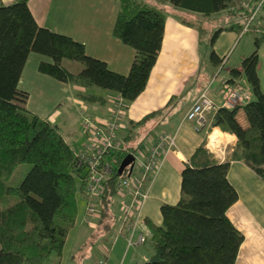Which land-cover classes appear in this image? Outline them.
I'll list each match as a JSON object with an SVG mask.
<instances>
[{"label":"trees","instance_id":"trees-1","mask_svg":"<svg viewBox=\"0 0 264 264\" xmlns=\"http://www.w3.org/2000/svg\"><path fill=\"white\" fill-rule=\"evenodd\" d=\"M29 1H0V203L5 204L0 207V264H62L79 204L87 198V174L76 168L78 151L65 140L58 125L28 110L29 93L19 87L25 64L31 53L42 54L51 61H41L39 72L60 81L119 92L130 103L145 89L157 61L167 14L163 5L147 0H118L113 35L136 52L129 73L123 74L89 55L83 42L39 25ZM162 1L205 16L227 11L245 21L218 28L212 36L213 47L224 29L239 27L242 32L248 23L251 29L262 0ZM261 44L256 37L255 49L243 58L240 68H231L226 82L229 88V83L244 75L253 96L234 108L220 106L210 115V125L235 134L238 149L233 157L243 159L264 179V91L258 73ZM211 56L217 64L224 60L214 48ZM64 59L79 61L83 68L73 72L63 64ZM240 110L247 125L239 120ZM159 111L136 124H145ZM133 136L128 132L122 140L123 150L108 155L116 162L103 181L98 227L89 238L93 244L115 223L117 183L130 175L131 164L122 173L119 168L137 149ZM24 163L31 168L19 184L12 185L14 174ZM229 168V161L184 167L181 198L175 204H162L161 224L148 222L152 234L143 244L147 257L140 264H236L245 236L228 216L239 197L229 180Z\"/></svg>","mask_w":264,"mask_h":264},{"label":"crops","instance_id":"crops-1","mask_svg":"<svg viewBox=\"0 0 264 264\" xmlns=\"http://www.w3.org/2000/svg\"><path fill=\"white\" fill-rule=\"evenodd\" d=\"M0 1L9 4L15 0ZM147 1L163 5L166 8L163 44L145 89L134 101L127 102L118 137L123 140V137L132 131L135 134L134 140L139 133L143 130L146 131L142 142L137 145L135 151L137 154L148 151L163 132L175 135L176 146L164 153L161 166L150 183L149 197L143 207L144 221L147 224L150 221L161 224L162 204H175L180 200L181 174L187 164L200 166L215 161H229V180L237 189L239 197L229 208L228 216L245 236L236 264H264V179L243 159L233 157L234 152L238 149L235 134L211 125L197 130L195 123L186 119L188 110L204 89L208 90L209 95L219 105L222 104L234 83H240L252 91L251 85L244 75L236 78L234 83H229V88L226 85L227 80L231 78V68H240L243 58L248 56L246 51L243 50L239 55L240 64L229 68L228 77L226 75L224 77L214 76L213 81H207L203 75L196 77L195 70L199 65V58H197V52L193 55L190 51L194 43L197 46L198 37L201 35L199 30L203 28V25L200 22L205 24L214 21L212 24L217 26L221 24L220 27L227 28L239 22L243 25L245 21L233 13L236 20L232 21L229 18L231 15L227 11L217 13L210 21L208 16L207 18L201 13L182 11L166 1ZM262 3L260 2L255 10L254 27L257 28L263 25L261 20H257L259 12L263 10ZM246 4L247 2L244 3L245 6ZM29 7L39 25L72 36L85 44L89 55L106 61L109 67L117 72L129 73L135 58V49L113 35L120 7L118 0H30ZM222 16L224 17L222 18ZM223 19L228 22L222 23ZM238 28L224 29L219 34L212 47L219 58H226V47L223 48L222 45L223 35H226L225 39L230 44H233L246 34ZM193 50L195 51L196 48L193 47ZM32 55L34 53L30 54L19 81V87L29 93L28 110L48 118L58 125L65 140L71 146L69 140L75 137V131L68 130L67 126L72 119L75 120V111L77 110L79 112L77 113L78 124L83 137L81 149L86 140V135L80 125L81 109L87 108L99 120L106 121L110 117L112 109L110 99L117 92L64 82L43 74L38 70L39 63L51 61V59L38 53L39 56L34 55L31 60ZM64 65L66 64L64 63ZM220 65L221 63L217 64L214 61L213 66L220 67ZM66 67L77 72L83 68V64L68 62ZM259 77L261 88L264 91L263 79L260 75ZM177 100L179 101L177 102ZM155 111H159V113L145 124H136L145 115ZM238 117L243 125H247L242 110ZM211 134H217L215 147L210 145ZM122 199L123 197L120 195H116L114 198L113 210L117 216L120 213ZM83 202L85 212L86 200ZM93 221L80 220V228H83V231L84 228H90L89 225H92ZM118 222L116 220L114 224L116 233ZM119 241H123L124 246L126 245L122 260L131 248L134 249L135 254L142 255V261L146 259L144 246H133L127 249L124 236L115 237L112 241L107 240L106 247L103 243L96 245L95 251L99 257L107 256L109 264H115L112 260L113 247ZM122 260L117 264H121ZM142 261H135L134 264H140Z\"/></svg>","mask_w":264,"mask_h":264},{"label":"built area","instance_id":"built-area-1","mask_svg":"<svg viewBox=\"0 0 264 264\" xmlns=\"http://www.w3.org/2000/svg\"><path fill=\"white\" fill-rule=\"evenodd\" d=\"M263 2V0L261 1ZM255 17V13L252 18ZM245 24L242 33L250 30ZM258 31L259 28H257ZM252 94L240 83L233 84L222 104L219 105L204 89L186 114V119L195 123L197 130L210 125V115L220 106L234 108L251 99ZM111 113L106 121L99 120L87 108L81 109L80 125L86 135L83 147L77 152L76 168H83L87 174L85 220L99 219L100 198L104 194L103 181L112 173L116 159L109 160L108 155L123 150V141L118 137L121 120L125 114L127 101L119 92L110 99ZM176 146V137L163 132L159 139L146 152H136L130 175L117 183V196L121 200L116 238L124 236L127 249L143 245L151 236V228L144 221L143 207L149 197V186L156 176L164 153ZM132 166V165H131ZM114 202V201H113ZM98 264H109L107 256H102Z\"/></svg>","mask_w":264,"mask_h":264},{"label":"rangeland","instance_id":"rangeland-1","mask_svg":"<svg viewBox=\"0 0 264 264\" xmlns=\"http://www.w3.org/2000/svg\"><path fill=\"white\" fill-rule=\"evenodd\" d=\"M180 10L185 11V9H180ZM186 11H188V10H186ZM169 13H171L170 10H169ZM216 14L217 13H214V14L208 16L210 18V21H211V19L214 18L213 16H215ZM223 17L224 16H222V18ZM229 18L232 21L236 20V18L233 15L229 16ZM224 19L222 20L223 21L222 23L228 22V21H225ZM257 20H261L263 22V25L258 26L260 31H258L257 28L255 30L253 29V27L255 26V22H254L252 25V28L248 32H246V34L244 36H241L239 38V40L237 39L236 42H234L233 44H230L225 39L226 35L222 36L223 48L226 47V51H225L226 58L221 63L220 67L213 66L214 65V59L211 56V51H212L211 41H212L213 34L220 27L221 24L217 26L215 24H212V23H214V21H211V22L205 23V24L200 22L203 25L202 26L203 28H201V30L198 29L199 34L201 33V35L198 37L197 46L195 45L196 43H194L192 45L191 50H190L193 53V55H194V53L197 52L196 53L197 58H199V65L195 70L196 77L203 75L207 81H213L212 79H214V76L224 77L226 75L228 77L229 68L240 64V60H239L240 53L244 50V51H246V54L249 55L256 47V45H255L256 37H259L262 41V44L259 48L260 60H259V66H258L259 67L258 73L262 77L263 85H264V6H263V10L261 12H259ZM219 23H221V22H219ZM193 47L196 48L195 51L193 50ZM247 51H250V52H247ZM33 53H34V55L38 54L36 52H33ZM34 55H32L31 60H32ZM221 55L223 56V53H221ZM37 56H39V55H37ZM68 62H76L77 64H82L79 61H73V60H69V59L63 60V64L65 63L67 65ZM70 67H72V66H70ZM245 89L252 94V91H250L247 88H245ZM58 95H60V94H58ZM36 99H38V96H36ZM178 101L179 100H177V102ZM65 103H66V101H65ZM77 113H79V112L76 110L75 111V117H74L75 120L72 119L69 122L67 129L68 130L73 129L72 132L75 131L74 132L75 137L71 138V136H72V134H71V136L69 137V139L70 138L71 139L69 141L72 144L73 148L75 150L79 151L81 144H82L83 137L81 136V133H80ZM140 131H141V129H140ZM145 133H146V131H144V130L141 133H139V135L132 141V144L139 145L142 142L143 135ZM30 168H31V164H29V163L22 164L17 169L16 173L14 174L12 181H11V184L12 185L19 184ZM4 205H5L4 203H0V207H3ZM79 206H80L79 215L77 217L75 226L71 229V231L68 235L66 246L64 249V253H63L62 264H96V263L98 264L97 261L99 258H101V256L99 257L98 254L96 253L95 246L99 245L100 243H103V245H105V247H106L108 245L106 243V241L107 240L112 241L116 237V229L114 227V224L116 223L117 218H115V223L113 224V227L107 233L100 236L98 238V242L96 244H93L89 241V238H91V236H92L91 234L94 233L98 227V221L97 222L95 221L97 218L93 219L94 220L93 224L89 225L90 228H84L85 230L83 231V228H80L81 227L80 220H82V219L85 220L84 217L86 216V215H84L85 212H84L83 200L80 202ZM109 245H111V243H109ZM125 250H126V245L124 246L123 241H119V243L116 242V244L113 247L114 254L112 257V260L115 262V264H117L118 262H121ZM52 259L56 260L57 258H56V256H53ZM142 259H143L142 255L135 254L134 249L131 248L128 251L126 257L122 260L121 264H134L135 261L140 262V261H142Z\"/></svg>","mask_w":264,"mask_h":264},{"label":"water","instance_id":"water-1","mask_svg":"<svg viewBox=\"0 0 264 264\" xmlns=\"http://www.w3.org/2000/svg\"><path fill=\"white\" fill-rule=\"evenodd\" d=\"M133 162H134V155L129 154V155L127 156V158L124 160V162L121 164L120 168H119L120 173H122L124 167H126V165H129V164L132 165V166H131V169H132V167H133Z\"/></svg>","mask_w":264,"mask_h":264},{"label":"bare ground","instance_id":"bare-ground-1","mask_svg":"<svg viewBox=\"0 0 264 264\" xmlns=\"http://www.w3.org/2000/svg\"><path fill=\"white\" fill-rule=\"evenodd\" d=\"M216 138H217V134H211L210 135V141H211L210 145L213 147H215L217 144Z\"/></svg>","mask_w":264,"mask_h":264}]
</instances>
